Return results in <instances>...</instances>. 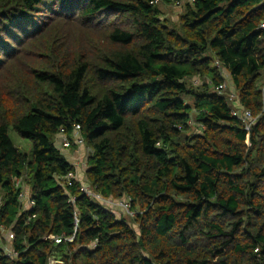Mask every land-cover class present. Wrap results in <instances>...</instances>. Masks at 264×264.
I'll list each match as a JSON object with an SVG mask.
<instances>
[{"label":"trees","instance_id":"trees-1","mask_svg":"<svg viewBox=\"0 0 264 264\" xmlns=\"http://www.w3.org/2000/svg\"><path fill=\"white\" fill-rule=\"evenodd\" d=\"M262 22L264 0H0V264H264ZM77 125L81 176L55 143Z\"/></svg>","mask_w":264,"mask_h":264},{"label":"built area","instance_id":"built-area-1","mask_svg":"<svg viewBox=\"0 0 264 264\" xmlns=\"http://www.w3.org/2000/svg\"><path fill=\"white\" fill-rule=\"evenodd\" d=\"M261 28L264 30V22L261 23ZM216 65L220 66L219 61L216 62ZM222 73L225 76L226 81H224L222 84L217 86L216 90L218 91L219 94H223L227 97L228 101L232 105V109H231L232 114L234 116H236L237 118H239L243 122L245 129L251 130V128L253 127V125L257 121V117L253 115L251 110L244 108L240 105V103L238 102V95L233 90H231L229 88L232 86V84L229 81L228 76H227V75H229V73H227L226 70H223ZM193 82L197 84L199 82V80L197 78H193ZM79 129H80V126L77 125L75 127L73 133H72V137L75 141L74 144H77L76 150H78V148L83 147L85 144V139L80 134ZM57 138H60L61 143L66 150H71L73 142L71 140V137L65 132L64 129H61ZM79 162H80V160H79ZM76 176H77V174H75L73 172L68 174L67 177H68L70 184H71V178H74ZM16 183H17V186H19L20 185V179H17ZM83 191L89 197L102 201L105 205H107L109 208H111V210H113L115 213H116V211H115L116 209H120V210H124L127 213H129L130 216L135 215V212L131 209V198H128V197H122V198H118V199L103 198L101 195L95 193L90 187L83 188ZM20 201H21L24 208H30L31 206L34 205V202L31 200L30 196L24 192V190L21 191V193H20ZM0 230L5 232V236L8 240V242H10V240L14 237V235L10 231L5 229L3 226L0 227ZM57 241H61V239H57ZM4 249H5V252L8 256H13L15 254V253H13V251L9 245H6L4 247ZM56 263H57V261H54V260L51 261V264H56Z\"/></svg>","mask_w":264,"mask_h":264},{"label":"rangeland","instance_id":"rangeland-1","mask_svg":"<svg viewBox=\"0 0 264 264\" xmlns=\"http://www.w3.org/2000/svg\"><path fill=\"white\" fill-rule=\"evenodd\" d=\"M182 3L179 4V5L171 4V3H168V4L167 3H160L159 6H160V8L162 9V12H163V18H166L167 20H169L171 25H172V23H177L181 13L184 12V7H183ZM227 76H228L229 81L231 82L230 75H227ZM192 111H193L192 115L195 116L196 115L195 109L192 110ZM192 125L197 126L198 128H200V124L198 122H196L194 120V118L192 119ZM197 130L199 131L200 129H197ZM8 133H9V136L12 139L14 145L21 152L26 153L27 155L30 156L31 152H32L31 141L28 138L20 136L12 127H10L8 129ZM55 143H56V146L68 158V160L71 161L72 163H74V159H72V156L70 155V153L63 147L60 138H57ZM83 148H84L83 155H82V158L80 159V163H79V164H81L80 166L82 167V171H84L86 166H87V158H88V156L90 154L89 148H87L85 146ZM80 176H79V179H80ZM80 181L82 182L83 185L87 184V180L83 176L81 177ZM85 187H87V186H85ZM25 188L27 189L26 192L29 193L30 192V188H29V186L26 183L23 185V189H25ZM115 211H116V213L118 214L119 217H123L127 221H131V218H130L131 216L126 211L120 210V209H116ZM4 238L6 239V237H4ZM5 239H4V242H6Z\"/></svg>","mask_w":264,"mask_h":264},{"label":"crops","instance_id":"crops-1","mask_svg":"<svg viewBox=\"0 0 264 264\" xmlns=\"http://www.w3.org/2000/svg\"><path fill=\"white\" fill-rule=\"evenodd\" d=\"M69 153H70V155L72 156V159H74V164H75V166H77V169H78V174L80 175L83 171H82V167L80 166L81 164H79L80 162H79V160L82 158V155H81V153H82V147L81 148H78V150H67ZM25 190V192L27 191V189L25 188L24 189ZM27 193V192H26ZM28 194V193H27Z\"/></svg>","mask_w":264,"mask_h":264}]
</instances>
